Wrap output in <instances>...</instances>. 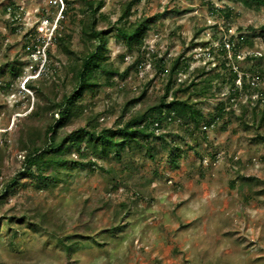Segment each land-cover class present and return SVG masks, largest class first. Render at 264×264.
<instances>
[{"label": "rangeland", "instance_id": "1", "mask_svg": "<svg viewBox=\"0 0 264 264\" xmlns=\"http://www.w3.org/2000/svg\"><path fill=\"white\" fill-rule=\"evenodd\" d=\"M128 1L105 0L98 14L100 28L114 30L106 55L119 73L111 83L100 75L101 85L78 102L83 111L60 132L90 119L99 129L117 128L164 94L163 70L177 58L175 86L221 74L214 97L192 99L206 118L220 102L225 113L207 128L164 122V138L151 137L120 158L94 156L85 142L86 160L95 164H69L47 182L27 176L23 131L43 128L48 115L29 119L38 98L24 83L41 71L60 94L72 89L71 58L55 37L69 38L76 54L86 51L85 14L82 0H0V264H264V192L257 193L264 190V141L251 121L253 108L264 112V5L139 0L119 23ZM149 17L155 19L141 48L116 36L118 24ZM8 63L23 76L12 75ZM244 80L249 91L241 89ZM143 90L144 102L124 114L126 100ZM65 240L82 243L67 250Z\"/></svg>", "mask_w": 264, "mask_h": 264}, {"label": "trees", "instance_id": "2", "mask_svg": "<svg viewBox=\"0 0 264 264\" xmlns=\"http://www.w3.org/2000/svg\"><path fill=\"white\" fill-rule=\"evenodd\" d=\"M137 1L139 0H129L124 5L118 18L119 23L129 19L132 7ZM243 1L248 6L264 5V0ZM67 3L69 4V0ZM104 5L105 0H82L81 11L85 14V18L81 26V39L87 45L86 51L76 54L69 38L65 36L55 37L58 47L71 58L70 70L73 87L69 92L60 94L56 89L55 82L47 86L43 77L40 78L41 71L37 77L28 78L24 83L35 92L38 98V104L29 115V119L48 115L43 128L30 124V127L23 131L25 139H22V150L24 151V164L27 168L25 174L29 177L40 180L43 178L47 182L50 179H56L57 172L69 164L79 167L95 164L96 162L93 160H86L88 154L86 148H83L85 142L88 143L87 149L91 150L94 156L106 157L109 152H114L117 158H120L122 151L128 148L133 151L145 147V143L151 137L164 138L165 135L158 134V130L164 122L179 120L182 124L184 122L191 123L197 129L204 123V127L207 128V126L214 125L225 113V103L220 102L217 106V113L206 118L203 111L198 107V100L192 99L194 95L197 97H214L216 93L213 90V83L221 74L207 76L202 80H198L199 76L194 77L189 82H181L175 86L176 75L180 67L177 58L170 69L163 70L168 72L164 94L157 101L145 103L135 112H131L126 120L120 121L117 128L99 129L96 124H91L92 119H90L86 125H80L61 133L60 131L65 129L71 117L83 111L84 107L78 102L83 97L84 92L101 85L100 75L104 74L108 83H111L110 81L119 73L117 68L107 62L106 55L108 36L114 30L112 28L101 29L98 23V14ZM218 10L228 18L232 13L231 9ZM154 19V17H149L128 25L126 22L123 25L118 24L115 28L116 36L122 39L128 47L132 48L137 45L141 48ZM221 52L225 56V46ZM7 65L12 75L23 76V70L19 65L14 63ZM221 65L227 68V60H223ZM37 69L38 67L34 71L36 72ZM201 73L204 74V70ZM237 77L238 73L235 72L230 76L229 81L235 84ZM241 85V89L245 91H249L251 88L246 80ZM146 97L147 90H143L138 96L128 98L124 103V114L130 110L131 106L138 103L142 104ZM56 113L59 115L58 118L55 117ZM251 117L252 123L258 129V139L264 141V132L261 131L264 127V112H258L255 107L252 109ZM241 119H244L243 116ZM174 153L176 152L173 150ZM46 169H54L51 176L44 175L43 171ZM245 181H250V179ZM261 192L264 190L257 191V193ZM1 196L2 194H0V199ZM63 243L69 250L82 242L65 240Z\"/></svg>", "mask_w": 264, "mask_h": 264}]
</instances>
